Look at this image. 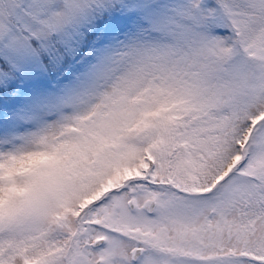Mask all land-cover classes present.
Wrapping results in <instances>:
<instances>
[{
  "label": "snow or ice",
  "instance_id": "1",
  "mask_svg": "<svg viewBox=\"0 0 264 264\" xmlns=\"http://www.w3.org/2000/svg\"><path fill=\"white\" fill-rule=\"evenodd\" d=\"M0 264H264V0H0Z\"/></svg>",
  "mask_w": 264,
  "mask_h": 264
}]
</instances>
